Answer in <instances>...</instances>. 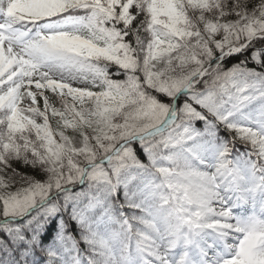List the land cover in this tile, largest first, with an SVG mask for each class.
Masks as SVG:
<instances>
[{
  "label": "snow or ice",
  "instance_id": "1",
  "mask_svg": "<svg viewBox=\"0 0 264 264\" xmlns=\"http://www.w3.org/2000/svg\"><path fill=\"white\" fill-rule=\"evenodd\" d=\"M0 264H264V0H0Z\"/></svg>",
  "mask_w": 264,
  "mask_h": 264
}]
</instances>
